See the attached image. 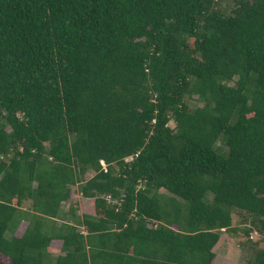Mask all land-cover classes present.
I'll use <instances>...</instances> for the list:
<instances>
[{"label": "trees", "instance_id": "trees-1", "mask_svg": "<svg viewBox=\"0 0 264 264\" xmlns=\"http://www.w3.org/2000/svg\"><path fill=\"white\" fill-rule=\"evenodd\" d=\"M221 1L0 0V264H264V0Z\"/></svg>", "mask_w": 264, "mask_h": 264}, {"label": "rangeland", "instance_id": "rangeland-1", "mask_svg": "<svg viewBox=\"0 0 264 264\" xmlns=\"http://www.w3.org/2000/svg\"><path fill=\"white\" fill-rule=\"evenodd\" d=\"M231 3V0L221 1V4L226 8H229ZM169 125L173 127L174 122L170 121ZM89 174L87 175L89 176ZM72 188L74 189L72 198L77 200L79 203V214L94 213V208L91 205L89 199L81 196L78 186L75 185ZM27 204L28 203L26 202L24 206L26 207ZM24 225L25 223H23V226H20L21 230L24 228ZM250 237L255 240L258 238V234L252 231L250 233ZM213 251L215 252L216 256L212 264H236V262L243 261L245 258H247L249 254L248 246H243L241 244V238L238 235H233L228 232L220 233L219 240L214 245Z\"/></svg>", "mask_w": 264, "mask_h": 264}, {"label": "clouds", "instance_id": "clouds-1", "mask_svg": "<svg viewBox=\"0 0 264 264\" xmlns=\"http://www.w3.org/2000/svg\"><path fill=\"white\" fill-rule=\"evenodd\" d=\"M132 157L130 156V157H127L126 159H131Z\"/></svg>", "mask_w": 264, "mask_h": 264}]
</instances>
